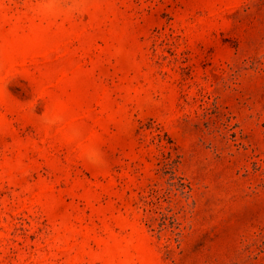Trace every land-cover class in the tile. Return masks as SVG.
<instances>
[{
    "label": "rangeland",
    "instance_id": "374dc122",
    "mask_svg": "<svg viewBox=\"0 0 264 264\" xmlns=\"http://www.w3.org/2000/svg\"><path fill=\"white\" fill-rule=\"evenodd\" d=\"M0 264H264V0H0Z\"/></svg>",
    "mask_w": 264,
    "mask_h": 264
},
{
    "label": "clouds",
    "instance_id": "9594fccd",
    "mask_svg": "<svg viewBox=\"0 0 264 264\" xmlns=\"http://www.w3.org/2000/svg\"><path fill=\"white\" fill-rule=\"evenodd\" d=\"M86 158L89 159L91 162H96L98 159V156L94 152H89L86 154Z\"/></svg>",
    "mask_w": 264,
    "mask_h": 264
}]
</instances>
